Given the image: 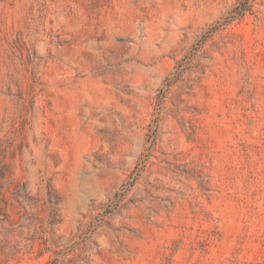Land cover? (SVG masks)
I'll use <instances>...</instances> for the list:
<instances>
[{
	"label": "rangeland",
	"instance_id": "obj_1",
	"mask_svg": "<svg viewBox=\"0 0 264 264\" xmlns=\"http://www.w3.org/2000/svg\"><path fill=\"white\" fill-rule=\"evenodd\" d=\"M0 0V264H264V0Z\"/></svg>",
	"mask_w": 264,
	"mask_h": 264
},
{
	"label": "trees",
	"instance_id": "obj_2",
	"mask_svg": "<svg viewBox=\"0 0 264 264\" xmlns=\"http://www.w3.org/2000/svg\"><path fill=\"white\" fill-rule=\"evenodd\" d=\"M250 7V0H239V4L226 18V23H230L233 19L243 16L250 9Z\"/></svg>",
	"mask_w": 264,
	"mask_h": 264
}]
</instances>
